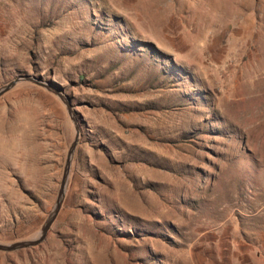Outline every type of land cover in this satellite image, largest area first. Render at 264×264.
Masks as SVG:
<instances>
[{
  "label": "rangeland",
  "instance_id": "rangeland-1",
  "mask_svg": "<svg viewBox=\"0 0 264 264\" xmlns=\"http://www.w3.org/2000/svg\"><path fill=\"white\" fill-rule=\"evenodd\" d=\"M79 119L62 208L0 264H264V0H0V87ZM73 127L0 98V242L54 203Z\"/></svg>",
  "mask_w": 264,
  "mask_h": 264
},
{
  "label": "water",
  "instance_id": "water-1",
  "mask_svg": "<svg viewBox=\"0 0 264 264\" xmlns=\"http://www.w3.org/2000/svg\"><path fill=\"white\" fill-rule=\"evenodd\" d=\"M25 83L34 85L46 92L51 93L60 101L67 114L68 120L73 127L74 133L72 141L70 142L66 151L65 160L62 167V175L54 203L51 210L39 227L38 231L33 236L23 240L13 241L10 243L0 242V252H14L34 248L39 246L45 240L52 224L56 220L62 208L69 183L74 155L81 137L79 119L76 115V111L72 105L71 99L63 93L61 88L55 87L52 82L44 80L41 76L31 74H21L16 76L14 79L8 81L0 87V98L8 92L12 91L18 85Z\"/></svg>",
  "mask_w": 264,
  "mask_h": 264
}]
</instances>
